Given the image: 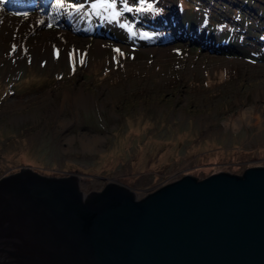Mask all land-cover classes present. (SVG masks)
Instances as JSON below:
<instances>
[{"label":"rangeland","instance_id":"374dc122","mask_svg":"<svg viewBox=\"0 0 264 264\" xmlns=\"http://www.w3.org/2000/svg\"><path fill=\"white\" fill-rule=\"evenodd\" d=\"M48 1L0 0V177L142 198L264 165V0Z\"/></svg>","mask_w":264,"mask_h":264},{"label":"water","instance_id":"95a60500","mask_svg":"<svg viewBox=\"0 0 264 264\" xmlns=\"http://www.w3.org/2000/svg\"><path fill=\"white\" fill-rule=\"evenodd\" d=\"M80 179L0 177V264H264V165L185 174L142 198L114 181L86 194Z\"/></svg>","mask_w":264,"mask_h":264},{"label":"bare ground","instance_id":"6f19581e","mask_svg":"<svg viewBox=\"0 0 264 264\" xmlns=\"http://www.w3.org/2000/svg\"><path fill=\"white\" fill-rule=\"evenodd\" d=\"M245 113H247V111L245 112L244 110L243 111H241V112H239V115L237 116V119L236 120H241V119H243L244 118V115H245ZM248 115L245 117V118H248V120L249 119H251L250 117L252 116L253 117V114L251 113V112H249L248 111ZM257 115V114H256ZM258 120L260 119L258 116L256 117ZM232 121V123H231V125H233V126H235L236 124L234 123V121L235 120H231ZM242 121V120H241ZM227 124V123H226Z\"/></svg>","mask_w":264,"mask_h":264}]
</instances>
